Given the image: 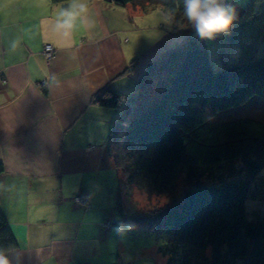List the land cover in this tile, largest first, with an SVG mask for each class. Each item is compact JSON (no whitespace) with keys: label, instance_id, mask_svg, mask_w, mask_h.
<instances>
[{"label":"crops","instance_id":"crops-1","mask_svg":"<svg viewBox=\"0 0 264 264\" xmlns=\"http://www.w3.org/2000/svg\"><path fill=\"white\" fill-rule=\"evenodd\" d=\"M76 2L94 26L82 30L77 18L68 39L55 28L60 4L0 0V211L18 245L6 254L22 264H124L130 228L118 224L106 149L119 112L93 99L106 88L130 95L147 65L187 35L162 19L142 26L139 5ZM45 45L55 50L49 62Z\"/></svg>","mask_w":264,"mask_h":264},{"label":"trees","instance_id":"trees-1","mask_svg":"<svg viewBox=\"0 0 264 264\" xmlns=\"http://www.w3.org/2000/svg\"><path fill=\"white\" fill-rule=\"evenodd\" d=\"M51 1L67 8L69 0ZM102 1L118 8L134 3ZM144 1L143 9L161 5L180 24L183 0ZM242 12L251 22L264 14V0H248ZM222 61L211 69L193 30L147 65L130 95L106 88L93 99L119 112L106 143L119 201L121 189L139 186L161 196L181 184L171 205L128 216L117 204L118 224L153 232L166 264H264V222L250 223L246 212L249 200L264 198L263 184L255 183L264 168V58ZM135 68L136 60L126 73ZM17 247L0 211V250Z\"/></svg>","mask_w":264,"mask_h":264},{"label":"rangeland","instance_id":"rangeland-1","mask_svg":"<svg viewBox=\"0 0 264 264\" xmlns=\"http://www.w3.org/2000/svg\"><path fill=\"white\" fill-rule=\"evenodd\" d=\"M226 1L229 3L235 2L239 6V9L235 10L236 19L233 21L230 29L227 33L217 34L213 39H203L213 71L222 68V60L226 62H248L264 58V14H259L258 17L253 18L250 22L249 19H243V16H241L248 0ZM144 2V0H134L133 3L134 5L141 6L142 14H145L140 19L142 26H153L154 23L160 22L162 19L164 25L167 27L171 25L173 31H177L179 35L186 33L188 35L194 30L190 25H187V22L183 18L179 21V25L172 21L171 16L165 13L161 5H153V8L143 9V6H145ZM182 22L184 24L183 27H181ZM246 25H254L252 30L257 29V31L254 34L251 33L252 30L248 29ZM246 30L250 32L247 33L248 31ZM222 34L225 39L221 41ZM255 183L258 185L262 183L264 191V168L260 171ZM182 191L181 184H179L171 193L161 196H149L144 187L133 186L132 188L129 187L127 192L121 189L119 202L124 213L132 216L133 214L147 212L164 205H171L180 198ZM246 212L247 220L250 223L264 222V198L255 201L249 200L246 203ZM125 234L124 245L126 250L124 253L125 258H123L124 264H166V258L160 251L161 242L153 232L142 229H128L125 231Z\"/></svg>","mask_w":264,"mask_h":264},{"label":"clouds","instance_id":"clouds-1","mask_svg":"<svg viewBox=\"0 0 264 264\" xmlns=\"http://www.w3.org/2000/svg\"><path fill=\"white\" fill-rule=\"evenodd\" d=\"M88 11L87 4L73 2L68 8L61 9L55 28L64 37L70 39L76 29L75 21L80 18L82 30H88L94 25L89 23L84 14ZM183 18L201 39H213L217 34L227 33L236 19L235 8L225 0H183ZM183 22L181 27H183ZM0 264H22V259L17 257L15 261L9 258L5 251L0 250Z\"/></svg>","mask_w":264,"mask_h":264},{"label":"built area","instance_id":"built-area-1","mask_svg":"<svg viewBox=\"0 0 264 264\" xmlns=\"http://www.w3.org/2000/svg\"><path fill=\"white\" fill-rule=\"evenodd\" d=\"M54 52H55V50L51 45H45L44 46L42 54H43V56L47 62H49L53 58ZM75 202L78 204H82V205L84 204V205L88 206L89 198L88 197H77V199H75Z\"/></svg>","mask_w":264,"mask_h":264}]
</instances>
